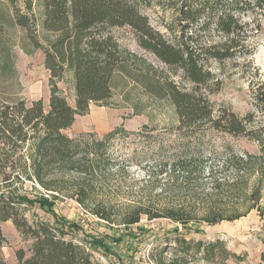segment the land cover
<instances>
[{
  "label": "trees",
  "instance_id": "obj_1",
  "mask_svg": "<svg viewBox=\"0 0 264 264\" xmlns=\"http://www.w3.org/2000/svg\"><path fill=\"white\" fill-rule=\"evenodd\" d=\"M7 1L15 24L27 29L34 48L42 47L36 35L38 0ZM42 4L49 110L45 111L42 98L31 104L23 98L0 103V242L5 240L3 222L12 220L24 237L32 239L27 249L16 251V264H103L94 254L97 250L114 256L119 264H134L113 248L106 236L71 237L80 224L55 209L68 174L75 171L80 177L73 180L72 189L78 202L110 220L89 205L98 194L95 185L115 169L109 155L112 140L129 132L117 127L101 138L90 134L75 139L64 131L78 114L87 113L90 104L112 106L115 79L122 78L139 86L148 100L163 102L173 110L181 142L172 159H156L158 174L168 175L158 187L162 192L174 189L192 195L180 204L163 207L134 205L124 215L125 226L140 223L143 215L149 220L168 218L180 225L165 234L168 236L155 249L157 253L151 254L156 264L217 259L219 240L195 241L181 230L189 225L234 221L255 209L263 210L264 126L255 123L252 113L240 117L228 108L217 112L211 98L217 90L210 88L215 77L209 60L224 62L246 49L243 43L250 25L246 19L254 21L264 15V0H42ZM155 7L172 13L171 20H162L166 31L152 23L147 10ZM121 29L133 34L144 53L125 46L118 33ZM212 32L224 35L225 41L206 45L202 37ZM68 71L75 81V107L59 86ZM177 74L181 82L175 78ZM215 84L218 86L219 80ZM219 133L245 137L257 150L245 149L240 154L226 142L223 150H214V161L208 163L211 158L204 156L205 139ZM186 138L194 140L191 148ZM226 151L228 156L222 157ZM206 171L209 179L205 184L202 176ZM148 173L151 182L159 180L151 170ZM28 181L39 194H31L26 188ZM40 209L53 221L39 218ZM171 235H176L174 240ZM172 242L175 255L168 258ZM223 253L224 260L219 256L222 264L237 256L225 249Z\"/></svg>",
  "mask_w": 264,
  "mask_h": 264
},
{
  "label": "rangeland",
  "instance_id": "obj_2",
  "mask_svg": "<svg viewBox=\"0 0 264 264\" xmlns=\"http://www.w3.org/2000/svg\"><path fill=\"white\" fill-rule=\"evenodd\" d=\"M35 11L39 24L36 35L42 47L34 48L30 35L25 28L19 27L13 20V8L7 0H0V103L13 102L25 99L29 104L42 98L45 111L49 110L50 85L49 70L44 64L46 35L42 30V0L36 3ZM152 18V23L162 31V20H171V11H163L159 7L147 10ZM249 28L244 40L245 50L234 57L218 62L209 60L210 68L214 73V80L210 83L213 91L211 98L217 112L220 114L223 108H228L244 117L249 113L254 115L256 124L264 126V15H259L258 20L246 19ZM260 25V28L257 25ZM125 46L133 51L144 53L136 44L133 34L126 29L118 31ZM202 41L208 44H222L225 36L215 32L204 34ZM151 58V57H150ZM157 63V62H155ZM162 68V63H157ZM182 81L179 74L175 77ZM219 80V85L215 83ZM59 86L70 104L76 106L75 81L73 73L68 71ZM137 87V88H136ZM132 86L122 78H116L113 85V105L104 106L90 104L89 110L84 115L78 114L75 121L64 133L71 138H87L90 134L96 138L124 127L129 134L120 133L109 148V155L113 159L114 170L106 172L99 185H95L98 192L92 208L99 209L107 214L110 220L98 217L90 207L82 206L72 186L73 180L79 179L75 171L67 176L63 193L55 204L58 213L68 220H74L80 224V229L71 237H87L88 235L103 237L111 240V246L117 249L125 258L134 264H143L144 259L155 250L159 244L166 240L165 235L180 225L168 218L148 219L143 215L141 222L131 227L124 224V215L130 212L134 205H153L163 207L165 204H180L185 198L192 195L188 192H177L172 189L161 191L159 183H164L168 175L158 174L155 161L164 157L172 159L177 154L180 146V135L177 132V118L165 103H154L148 100V95L139 86ZM83 136V137H82ZM207 147L203 150L204 156L214 161V150H223L226 142H231L232 149L242 154L245 149L256 152L255 143L245 137L232 138L222 134H216L205 139ZM185 141L191 146L192 138ZM193 150V149H190ZM227 151L222 154L226 158ZM120 166V168H118ZM148 170L158 175V181H150ZM203 183L208 182V171L203 176ZM264 185V183H263ZM208 188V185H205ZM26 188L35 196L39 191L32 188V182L26 183ZM38 190L46 192L42 188ZM263 210H253L243 218L234 221L207 225L205 223L189 225L188 238L202 240L206 243L219 240L221 253L219 256L224 260L223 250L236 253V258H229L225 264H264V187L262 196ZM38 217L53 221L49 213L37 211ZM4 241L0 242V264H16V251L27 249L31 243L18 230L12 220L2 224ZM180 231V232H181ZM116 237V238H113ZM174 238L176 235H171ZM122 238V239H121ZM121 240L117 242L116 240ZM166 255L172 258L175 255V242ZM222 247L224 249H222ZM95 256L103 264H119L112 255H106L100 250L94 251ZM212 262L202 259L192 261L190 264H222L221 258ZM125 259V260H126ZM153 259V258H152Z\"/></svg>",
  "mask_w": 264,
  "mask_h": 264
},
{
  "label": "built area",
  "instance_id": "obj_3",
  "mask_svg": "<svg viewBox=\"0 0 264 264\" xmlns=\"http://www.w3.org/2000/svg\"><path fill=\"white\" fill-rule=\"evenodd\" d=\"M143 264H156L155 260L150 258V255H148L145 259H144V263Z\"/></svg>",
  "mask_w": 264,
  "mask_h": 264
}]
</instances>
